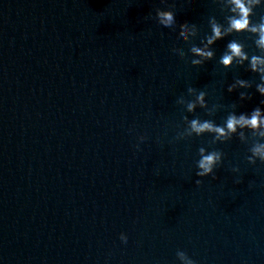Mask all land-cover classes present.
<instances>
[{
    "label": "water",
    "instance_id": "obj_1",
    "mask_svg": "<svg viewBox=\"0 0 264 264\" xmlns=\"http://www.w3.org/2000/svg\"><path fill=\"white\" fill-rule=\"evenodd\" d=\"M234 7L0 0V264H60L157 147L264 50L246 30L208 44L212 24L225 32ZM252 9L258 24L264 0ZM159 12L174 23L160 24ZM233 40L248 59L225 66Z\"/></svg>",
    "mask_w": 264,
    "mask_h": 264
},
{
    "label": "clouds",
    "instance_id": "obj_2",
    "mask_svg": "<svg viewBox=\"0 0 264 264\" xmlns=\"http://www.w3.org/2000/svg\"><path fill=\"white\" fill-rule=\"evenodd\" d=\"M260 0H231V3L235 5V7L232 9L233 12H237L238 15L229 17V27L225 30V32L221 31V27L217 25L216 23L212 24V35H210L207 38L208 44L214 43L216 40L222 38L223 35H225L227 32L231 31H249L252 33H258V39L255 41L256 45L264 49V19H262L258 24H252L250 20V16L253 14L252 5L259 4ZM158 18L160 24H162L165 27H170L174 23V15L171 12H159ZM186 27V26H182ZM182 36H185L184 32H181ZM185 39L187 37L185 36ZM228 52H226L221 60L220 63L228 66L231 65L234 57H239L242 61L247 60L248 56L247 54L242 51L243 46L238 43L237 41L233 40L228 45ZM193 53H195L198 56L211 58L213 56V52L206 51L204 49L193 47L191 49ZM193 64H199L201 61L194 60L192 61ZM264 58L260 56L253 55L251 58V67L253 71H259L261 73H264ZM242 86L244 85L243 81L239 82ZM258 90L261 93H264V85L258 86ZM190 91H192L190 89ZM203 97L204 93L201 92L199 96L197 97V100H199L201 103H203ZM195 108L194 102H188L187 109L188 111H193ZM264 124V119L261 118L260 110L256 109L253 111L252 115L250 117L245 116L241 114L239 117L236 115H229L226 120V129L224 126H217L212 121L204 120L201 121L199 119H192L189 122V128L186 130L188 135H192L195 133L196 135H202L206 132L215 133V139L219 140L221 137L227 136L228 133L235 132L237 126L245 127L248 126L250 128L256 129L259 125ZM260 136H264V132L259 133ZM183 134H179L177 137L182 138ZM146 137L141 136L139 139L141 142L144 141ZM139 148V144L136 146ZM252 153L254 156H258L262 162H264V143H257L255 144L252 149ZM200 159L197 161V168L198 171L196 175L198 177H207L210 174H214V168L216 167L217 163L221 160V153L217 151H211L205 154V149L201 147L199 149ZM251 160V157H249ZM234 171L237 169H233ZM202 180H197L196 184H201ZM120 239L127 243L128 237L125 234H121ZM179 259L181 261H187V264H196L194 260L189 258V256L183 252L179 251L177 253Z\"/></svg>",
    "mask_w": 264,
    "mask_h": 264
}]
</instances>
